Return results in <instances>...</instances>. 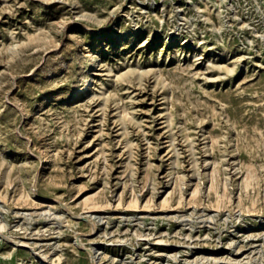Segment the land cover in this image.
Returning <instances> with one entry per match:
<instances>
[{
    "label": "rangeland",
    "instance_id": "1",
    "mask_svg": "<svg viewBox=\"0 0 264 264\" xmlns=\"http://www.w3.org/2000/svg\"><path fill=\"white\" fill-rule=\"evenodd\" d=\"M91 263L264 264V0H0V264Z\"/></svg>",
    "mask_w": 264,
    "mask_h": 264
},
{
    "label": "bare ground",
    "instance_id": "2",
    "mask_svg": "<svg viewBox=\"0 0 264 264\" xmlns=\"http://www.w3.org/2000/svg\"><path fill=\"white\" fill-rule=\"evenodd\" d=\"M117 20V19H116ZM123 34V33H122ZM121 38V37H120ZM184 44V43H183ZM95 207V206H94ZM91 224V223H90ZM91 229H93V228H91ZM93 259V258H92ZM94 261V260H93ZM92 264V263H91ZM94 264V263H93Z\"/></svg>",
    "mask_w": 264,
    "mask_h": 264
}]
</instances>
